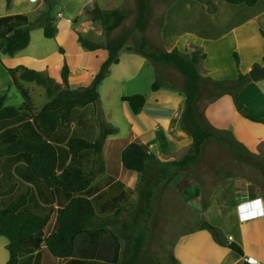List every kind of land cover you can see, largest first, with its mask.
<instances>
[{
	"label": "crops",
	"instance_id": "1",
	"mask_svg": "<svg viewBox=\"0 0 264 264\" xmlns=\"http://www.w3.org/2000/svg\"><path fill=\"white\" fill-rule=\"evenodd\" d=\"M4 1L6 8L5 11L0 10V18L24 14L29 21L38 20L42 26L41 22L47 17L48 6L55 0H10L9 4ZM217 4V10L209 13L206 5L197 0L171 1L162 15L160 25L162 48L166 51L178 49L188 53L193 46L201 47L205 52V58L200 63L203 73L199 68L201 76L212 75L218 78L220 73L233 71L234 74H229L227 78L237 77L238 71L232 67L229 70L227 62H223L225 56L230 58V47L238 51L242 72L248 74L255 64L264 66V43L261 34L264 32V0H258L253 6L230 4L224 0H217ZM102 50L106 49L100 48L91 52L97 58ZM107 57L108 52H105L98 58L99 63L102 64ZM119 62L118 57V62L112 64ZM161 67L164 68L163 65ZM179 75L181 78L171 73L170 78L174 82L166 87L159 86L156 90L151 87L150 91L142 92L146 99L137 113H132L122 101L120 117L115 116L117 118L109 123L97 116L101 111L103 115L110 113L103 106L100 108L95 104L93 112L87 110L89 106H80L72 109L69 118L59 122L54 131L45 136L56 147L59 175L66 168L74 166L88 173L103 167L102 171L95 173L84 192L94 209V216L86 231L109 230L118 241L120 252L123 246L121 236L127 234L129 228H136L135 225L142 229L149 227L154 221L152 212L164 205V199H159L164 192L160 187L161 180L165 181L170 178V173L186 168L179 169L172 164L174 160L190 152L193 141L182 122L185 94L182 87L183 77L180 73ZM103 79L101 82L105 80ZM122 96L125 95H121L120 99ZM212 96L206 105L208 116L217 122L230 120L226 127L218 126L216 129L226 128L241 143L244 161L264 163V124L241 116L235 107L231 109L229 94L214 99ZM237 98L251 113L264 118V77L258 80L249 78L238 91ZM226 100L227 107L223 106ZM22 124L23 121H18L8 126L0 125V135L8 129L21 127ZM104 124L110 126L112 132L106 135L98 153L91 150L81 151L76 156L70 153L68 144L73 138L95 141L100 137ZM130 142H137L146 152L144 180L140 173L128 170L122 165V150ZM2 164L11 180H4ZM170 168L173 171H169ZM181 178L184 184L189 176L184 174ZM236 178H244L246 183L250 181L243 176ZM0 182L3 184L1 189L11 186V192L4 196L10 197L9 202L17 195L27 193L25 209L41 216H49L44 237L56 229L59 212L70 197L61 189L48 186L34 175L26 156L17 154L0 157ZM145 183H149V186ZM226 185L225 189L218 187L212 193L205 209L200 202L199 191L195 194L196 187H190L189 190L172 189L178 198L175 204L188 212L183 225L192 226V229L179 233L174 241L172 253L178 264H248L247 258H251L255 264H264V192L249 186V201L239 207L243 200L234 199L230 181ZM244 210L245 214L242 213ZM210 212L213 217L208 221L224 232L222 235L227 243L234 242L241 246L242 256L226 245L216 243L212 235L200 227L203 216L208 218ZM229 236L232 238L228 239ZM7 243V238L0 242V264H6L8 260ZM112 245V237L106 233L95 238L79 237L72 255L58 258L51 255L42 244L31 254L19 255L17 264H108L107 260L112 258Z\"/></svg>",
	"mask_w": 264,
	"mask_h": 264
},
{
	"label": "trees",
	"instance_id": "2",
	"mask_svg": "<svg viewBox=\"0 0 264 264\" xmlns=\"http://www.w3.org/2000/svg\"><path fill=\"white\" fill-rule=\"evenodd\" d=\"M206 5L207 10L214 12L217 5L214 0H197ZM230 4L243 3L247 6H253L258 0H224ZM10 0H6L9 4ZM148 0H137V16L135 27L141 33L146 29V12ZM91 21H101L105 26L107 33L117 28L127 17V12L121 9H103L95 5L88 10ZM36 21H29L24 14H14L0 18V26L6 31H0V48L3 53L14 55L15 53L27 47L30 41V29L36 25ZM43 34L46 38L54 37L56 26L53 20L47 16L43 22ZM264 43V32H261ZM77 41L86 49L94 51L104 48L108 51V57L101 64L90 86L71 90L68 85L69 66L64 63L61 68V80L64 88H58L54 85L48 75L43 74L33 68L19 66L15 69L6 68L12 77L13 83L20 91L23 101L20 105L4 104L5 94L0 95V125L13 124L18 121L23 123L30 121L39 128H32L31 135H21L20 126L14 127L3 132L0 135V157L6 155L24 154L27 158L28 166L38 178L42 179L48 186L61 189L70 197L68 203L60 210L58 215V225L49 235L44 237V228L48 223L49 216H41L36 213L26 212L27 193L17 195L6 207H2V198L11 192V186L0 188V236L7 238V250L9 253L6 264H17L19 255L31 254L40 245H45L51 255L58 258H68L72 255L76 240L79 237L95 238L100 234H110L113 240L112 258L107 260L108 264H137L140 253L145 241L146 233L140 231L133 240L131 254L125 258L122 257L120 246L115 236L109 230L86 231L94 216L92 202L84 196V192L89 187L90 182L96 172L102 171L103 167H98L94 172H85L81 168L74 166L66 168L59 175L57 173V151L56 147L45 137L52 133L59 122L66 121L69 118L72 109L80 106L95 103L97 100V86L105 77L108 68L112 63L118 62V50L120 45L113 47L110 41L105 44L90 41L80 34L77 35ZM146 38L141 36L137 52L152 63H165L174 68L183 77V91L185 94V106L182 114L184 127L192 136V148L190 152L184 154L181 158L174 160L172 164L179 169L198 160V156L205 142L210 140H219L224 144L239 160H243L241 143L237 142L232 135L224 130L213 127H206L198 115V100L204 83H208L212 88L217 89L214 97L231 94L234 98L236 109L247 119L264 124V118L251 113L243 104L238 101L237 94L241 87L249 80L247 73L239 72L235 79L230 80H212L206 78L203 80L198 71V65L205 54L198 47H194L188 53H183L178 49L171 51H149L146 49ZM62 53L63 49L59 48ZM235 63L238 64L237 53H233ZM264 65V55L262 57ZM258 64H255V66ZM19 80L34 81L44 86L45 93L51 99L39 110L33 107L28 91L21 86ZM205 81V82H204ZM159 87L157 82L152 84V89ZM205 89V88H204ZM145 95L142 93H133L121 97L132 113H137L145 103ZM41 132L37 133V132ZM112 129L105 128L101 131L100 137L95 141H89L84 138L75 137L69 144V151L73 156L84 150H91L98 153L101 150L102 143L106 135L110 134ZM145 160L146 152L137 142H130L125 146L121 153V162L124 168L133 170L141 174L142 180L145 179ZM264 175V163L259 165ZM198 193L196 189L195 194ZM206 204V203H204ZM204 208L206 205L203 206ZM201 228L210 231L214 241L221 245H226L238 255L242 256L243 251L239 244L227 243L220 232L204 221ZM174 261H176L173 258ZM247 262V260H246ZM248 263V262H247ZM250 264V263H248Z\"/></svg>",
	"mask_w": 264,
	"mask_h": 264
},
{
	"label": "rangeland",
	"instance_id": "3",
	"mask_svg": "<svg viewBox=\"0 0 264 264\" xmlns=\"http://www.w3.org/2000/svg\"><path fill=\"white\" fill-rule=\"evenodd\" d=\"M89 1L90 0L53 1L48 6L47 16L53 20V24L56 26L54 37L46 38L43 34V26L39 25L40 22H36L37 26H33L30 29V41L26 48L14 55L5 54L0 48V95H6L4 100H6L7 105H20L23 98L5 67L15 69L23 65L33 68L48 75L53 84L58 86V88H64L65 86L61 80V68L62 65L66 63L70 69L68 85H70L69 88L71 90H79L90 86L101 65L98 58L108 51H99L100 56L95 58L93 52L84 48L77 41L78 34L90 41L101 44L110 41L114 48L120 45V49L117 52L120 59L119 64H112L106 74L107 76L105 75V80L103 79L104 81L98 84L96 88L98 95L96 102L85 105L89 106V108H87L89 112H93L95 104L96 106L99 105L100 108L103 106L107 109L110 112L107 115H103L102 111L97 113L98 118L103 121H108L110 123L113 118L120 117V108L123 104L120 99L121 95H131L133 93L150 91L154 82H157L159 86L166 87L171 82H174V80L171 79L172 77L170 78L171 73L181 78L179 73L170 65L165 63H152L149 59L143 57L136 51L141 36L146 38L147 50L155 52L164 50L160 42V25L166 7L174 0H148L146 12L147 26L143 33L139 32L135 27L137 0ZM214 2L218 8L217 0H214ZM4 4L5 1L0 0V10L2 11H5L6 8ZM95 5L103 9L117 8L124 10L127 12V17L117 28L107 33L105 26L110 23L104 24L101 21L90 20L88 10L92 9ZM208 12L212 13L210 11ZM59 13L61 14L59 15ZM67 18H70V20H67ZM0 31L6 30L0 26ZM194 47L195 46H193V48ZM59 48L63 49L62 53L59 52ZM202 52L205 54L203 50ZM234 52L239 56L238 51L232 50L230 47V58L225 56L223 62L229 64L226 63V65L229 66V70H232L230 68L232 67L234 70L238 71L237 73H244L241 71L242 69L240 70L239 57L238 64L236 65L235 63L233 56ZM200 63L198 65V71L200 68L203 73V67ZM161 65H163L164 68L161 67ZM167 70L170 71L166 72ZM229 74H234V72L220 73V77L218 78L212 75H210V77L202 75V78L203 80L206 78L218 81L230 80L227 78ZM19 83L28 91L35 110L41 109L46 101L49 100V96L45 93L44 86L34 81L19 80ZM204 86L205 89L202 88L201 90L200 104L198 106V115L200 119L206 127H226V125H229L230 120L217 122L208 116L206 105L210 96L217 93V89L214 87L212 88L210 85L208 86L206 82ZM229 95L230 98L228 101H230V108L232 109V107H235L234 98L231 94ZM226 102L227 100L225 104H223L225 107H227ZM240 115L243 116L241 113ZM4 126H8V124ZM33 127L35 129L39 128L30 121L23 123L19 128L21 130V135H31ZM102 128L111 127L104 124ZM220 130H224L226 135H231L230 131L226 128ZM37 133L41 134L39 131ZM260 164L262 163H249L237 159L219 140L207 141L204 143L198 160L195 163L186 166L182 171L176 170L170 173V178H167L165 181L161 180L160 187L164 189V192L163 196L159 199H164V205H160L159 210L152 212V214H154V221L149 227L142 229L135 225L136 228H129L127 234L121 236L123 239L122 257L125 258L131 254L134 238L140 231H143L146 233V236L137 264H178L173 260L172 248L174 241L179 233L192 229V226L185 227L183 225L187 219L188 212L175 204L178 198L175 196V192L172 189L189 190L190 187L193 189L196 187L201 197L200 202L204 206L207 205L212 193L216 192L218 187L225 189L227 186L226 183L230 181L234 199L237 200L239 195L248 194L249 186L256 187L264 192V175L260 170ZM2 167L4 180L6 178L10 179L8 178V172L3 164ZM169 171H173V169L170 168ZM184 174L185 176H189V179L187 178L186 183L182 184L183 179L181 175L183 177ZM238 176L246 177L250 180L249 183H246L245 180L243 181L244 178H236ZM7 183L10 184L11 182ZM0 184V188L1 186L3 187L1 182ZM145 185L149 186V183H145ZM9 201L10 197H3L2 207H6ZM203 209L205 208L203 207ZM23 210L28 212L25 208ZM210 214L211 212L208 213V218H206V215L205 217L203 216L202 222L206 221L210 223L216 227L220 234H223L224 232L221 231L220 228L209 222L213 217ZM206 231L210 233V231ZM4 239L6 240L5 237L0 236V242Z\"/></svg>",
	"mask_w": 264,
	"mask_h": 264
},
{
	"label": "water",
	"instance_id": "4",
	"mask_svg": "<svg viewBox=\"0 0 264 264\" xmlns=\"http://www.w3.org/2000/svg\"><path fill=\"white\" fill-rule=\"evenodd\" d=\"M248 76L251 80H258L260 78L264 77V66H253L249 71H248Z\"/></svg>",
	"mask_w": 264,
	"mask_h": 264
},
{
	"label": "built area",
	"instance_id": "5",
	"mask_svg": "<svg viewBox=\"0 0 264 264\" xmlns=\"http://www.w3.org/2000/svg\"><path fill=\"white\" fill-rule=\"evenodd\" d=\"M59 15H60V14H59ZM248 198H249L248 194H247V195H239V197L237 198L238 201H242V200H243L242 203L239 204V207H241V206H240L241 204H244V203L248 202V201H249ZM242 213L245 214L246 211L244 210V211H242ZM248 216H249V215H248ZM231 238H232L231 236L228 237V239H231ZM246 260H247V262L250 263V264H255V262H254L251 258H247Z\"/></svg>",
	"mask_w": 264,
	"mask_h": 264
}]
</instances>
